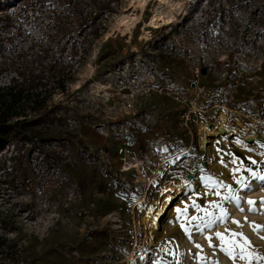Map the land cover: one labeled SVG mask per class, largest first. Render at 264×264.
I'll list each match as a JSON object with an SVG mask.
<instances>
[{"label": "rangeland", "instance_id": "374dc122", "mask_svg": "<svg viewBox=\"0 0 264 264\" xmlns=\"http://www.w3.org/2000/svg\"><path fill=\"white\" fill-rule=\"evenodd\" d=\"M16 1L1 0L10 26L0 29V87L12 78L40 84L36 109L30 102L20 110L27 120L41 118L40 139L0 151V264H264V180L257 178L264 176V143L207 136V115L201 125L181 128L180 108L147 93L157 79L146 49L161 45L171 54L158 58L174 69L158 83L186 81L184 59L233 57L245 39L259 47L264 0ZM168 13L171 23L146 27L151 16ZM205 36L212 41L200 46ZM174 43L179 48L171 50ZM132 54L148 73L123 96L115 67ZM209 75L199 82L211 87ZM256 78H244L240 93L259 88L263 97ZM175 189L181 195L154 229L146 213ZM176 202L208 224L176 240L173 250L165 240L177 234L163 233L161 221ZM229 241L237 245L232 257L221 251Z\"/></svg>", "mask_w": 264, "mask_h": 264}, {"label": "built area", "instance_id": "2783aa9c", "mask_svg": "<svg viewBox=\"0 0 264 264\" xmlns=\"http://www.w3.org/2000/svg\"><path fill=\"white\" fill-rule=\"evenodd\" d=\"M220 19L222 20L223 18ZM225 28L227 27L225 26ZM219 29L221 30V27ZM213 33H218V30L215 29ZM177 36L175 34V37ZM211 36L212 34L209 35V37ZM205 40L206 44L212 41L211 38L207 39V36H205L200 40V46L202 41ZM252 42L253 39L241 41L239 48H237L238 52L233 57H217L215 60L214 58L212 60V58H204L203 55H199L196 59H184L189 64L190 77L183 82H166L164 84L158 83L160 81L159 76H167L169 73H173L174 69L170 63H165V65L162 63L163 61H158V58L164 57L168 61L167 56L171 57V54L164 47H161V45L158 48L147 45V55L154 60L151 61L153 73L151 77L154 76L155 80L157 79V83L154 82L148 85L147 93L152 92L151 94L155 96L168 99L180 108L178 120L181 128H187V125H190V123H199L201 125V120H203L201 118L207 115L210 119L207 125L209 127L212 126L210 131L216 132V136L219 135L224 139L236 137L244 143L264 142V96L259 99L256 109L252 111L233 106L236 102V96L243 86V79L250 76L256 78L258 74L264 72V41L255 42V44H259V47H254ZM175 48H179V44H172L171 50ZM132 50L137 53L135 48ZM183 51L188 56L194 55V53L186 49ZM132 55L130 58L124 60L123 64L119 62L115 67V70L118 72H124V75H120V73L117 75L118 80L116 81L118 83L116 85V88H118L117 92L123 96L130 95L132 93V85L136 86L139 82L143 83V78L148 73L143 69L144 64H146L145 60L140 61L138 54ZM137 64H140V71L137 68ZM123 65L127 71H120V67ZM156 65L158 69L155 67ZM201 68L206 69L204 75L200 73ZM111 73L110 77L113 75V72ZM208 75L212 77L210 82L211 87L206 82H199L200 78L207 77ZM256 80L261 84L264 95V79L256 78ZM212 84L215 86H212ZM217 87H220L222 92H214V89ZM217 93L218 95L214 96L210 104L204 102L208 97L212 96L213 98V95ZM121 152L119 150V153ZM115 223H118V221L116 220Z\"/></svg>", "mask_w": 264, "mask_h": 264}, {"label": "trees", "instance_id": "16d2710c", "mask_svg": "<svg viewBox=\"0 0 264 264\" xmlns=\"http://www.w3.org/2000/svg\"><path fill=\"white\" fill-rule=\"evenodd\" d=\"M39 1L43 6L42 3L48 0ZM7 9H9L8 5L0 0V29L2 30H7L10 26L6 16ZM34 81L32 79L16 81L12 78L7 85L0 87V151H4L9 146L17 147L22 143L31 145L35 140L40 139L38 134L41 118L34 117L27 120L20 115L23 104L31 102L32 109H36L37 96L33 93L36 91L35 87L40 84ZM9 159L13 161L14 158ZM9 184L13 185V183Z\"/></svg>", "mask_w": 264, "mask_h": 264}, {"label": "crops", "instance_id": "0c3cea01", "mask_svg": "<svg viewBox=\"0 0 264 264\" xmlns=\"http://www.w3.org/2000/svg\"><path fill=\"white\" fill-rule=\"evenodd\" d=\"M258 90H259V88L256 89V91L252 90V92H251L252 94L248 91L249 94H251V96L250 95L248 96V94H246V93L245 94L240 93V91H239L237 96H236V99H235L236 102L234 103L233 106L244 107L245 108L244 110H247V111L255 110L257 107V105H255V102H256L255 100L257 99L256 97L261 95L260 93L257 92ZM214 92H222V90L220 87H217L214 89ZM217 95H218V93L214 94L213 96H217ZM239 98H240V100H239ZM233 139L234 140L236 139L237 141H241L236 137L231 138L230 140H233ZM253 143H256V142H252V143L247 142L245 144L252 145ZM258 143H264V142H258ZM186 202H176V203L172 204L173 206L169 209L166 216L161 221L164 224L163 233H167V232L170 233V231H175V233L177 234L176 237H174L172 235H168L169 241H166L164 239L165 242L169 245V246H166L167 249H173L174 250L175 249L174 242L176 240H182V238L186 239L187 238L186 235H189L190 233H194V232H199L200 229L204 226L203 223L206 220L202 222V221H196L193 219L194 211H191V212H189L187 210L183 211L184 208L185 209L189 208V206L186 205ZM180 205H183V206L181 207ZM193 209H195V208H193ZM205 223L208 224L207 222H205ZM172 255H174V254H172Z\"/></svg>", "mask_w": 264, "mask_h": 264}, {"label": "bare ground", "instance_id": "6f19581e", "mask_svg": "<svg viewBox=\"0 0 264 264\" xmlns=\"http://www.w3.org/2000/svg\"><path fill=\"white\" fill-rule=\"evenodd\" d=\"M172 20H173V16L170 13H168L167 15H162V17H160L158 15H153V16H151L149 18V21L146 24L147 25L146 27H148V26H153L154 27V26L157 25L158 22H162V21L164 23H171ZM134 21H135V18H132L130 24L125 25V30H124L123 35L129 33V30H130L131 26L133 24H135ZM143 34H145V31H143ZM207 134H208L207 136L215 135L216 132L213 131V132H209ZM206 141H205V143H206ZM166 194H167V197H164L163 198V200L159 204V209L157 211L156 210H152L151 213L150 212H147L146 213L147 222L150 223V226L151 227L153 226L154 229H157L159 227V225H160L159 221L163 217V215H164L166 209L168 208L169 204L172 201H174L178 196H180L181 195V192L179 190L175 189V190L171 191V193H166ZM145 208H148V207L146 206Z\"/></svg>", "mask_w": 264, "mask_h": 264}, {"label": "snow or ice", "instance_id": "6c2138e0", "mask_svg": "<svg viewBox=\"0 0 264 264\" xmlns=\"http://www.w3.org/2000/svg\"><path fill=\"white\" fill-rule=\"evenodd\" d=\"M252 163H255V161H253ZM253 175L255 176L256 174L253 173ZM257 178L260 179V180H264V176H259V177H257ZM233 199H238V198L233 197ZM247 203H248L249 206H250V207H249V211L255 213V212L257 211V209H256L255 207H253V205L255 204V201L249 200V201H247ZM261 203L264 204V201H261ZM241 210H242V209H241ZM225 216H226V212H225V210H224V209H221V219L225 218ZM194 219H196V218H194ZM211 223H214V221H209V224H211ZM233 223H236L238 227L241 226V225L239 224L238 221H233ZM206 226H207V225H206ZM253 229H254V231H256V230L260 229V226H259V225H254V226H253ZM233 235H234V236H235V235H241V238H243V237H242V234L233 233ZM216 237H217L218 239L221 240L222 244L224 243V237L222 236L221 233L217 232V233H216ZM209 239H210V238H209ZM262 239H264V237H262ZM228 244H229V246H228V247H222V248H221V251H224L225 254H227V255H229L230 257H232V256H233V249H234L237 245H235V243L232 242V241H229ZM247 244H248V241L245 240V244L239 246V247L241 248V252H240V258H241V259H244L245 256L248 255V254H246L245 251H244V248H245V246H246ZM197 247L199 248L200 246L197 245Z\"/></svg>", "mask_w": 264, "mask_h": 264}, {"label": "water", "instance_id": "95a60500", "mask_svg": "<svg viewBox=\"0 0 264 264\" xmlns=\"http://www.w3.org/2000/svg\"><path fill=\"white\" fill-rule=\"evenodd\" d=\"M200 73H201L202 75H204V74L206 73V69H205V68H201V69H200Z\"/></svg>", "mask_w": 264, "mask_h": 264}]
</instances>
